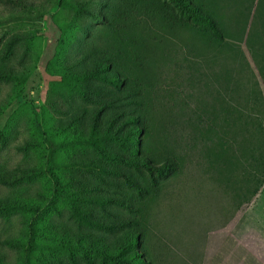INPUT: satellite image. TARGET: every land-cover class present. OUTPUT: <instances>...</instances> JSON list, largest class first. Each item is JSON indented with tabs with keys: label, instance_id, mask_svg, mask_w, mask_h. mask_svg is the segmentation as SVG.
<instances>
[{
	"label": "rangeland",
	"instance_id": "rangeland-1",
	"mask_svg": "<svg viewBox=\"0 0 264 264\" xmlns=\"http://www.w3.org/2000/svg\"><path fill=\"white\" fill-rule=\"evenodd\" d=\"M261 164L264 0H0V264L181 263L193 203H252Z\"/></svg>",
	"mask_w": 264,
	"mask_h": 264
},
{
	"label": "crops",
	"instance_id": "crops-1",
	"mask_svg": "<svg viewBox=\"0 0 264 264\" xmlns=\"http://www.w3.org/2000/svg\"><path fill=\"white\" fill-rule=\"evenodd\" d=\"M256 196L252 203H193L185 223L195 231L167 238L185 259L178 264H264V193Z\"/></svg>",
	"mask_w": 264,
	"mask_h": 264
},
{
	"label": "trees",
	"instance_id": "trees-1",
	"mask_svg": "<svg viewBox=\"0 0 264 264\" xmlns=\"http://www.w3.org/2000/svg\"><path fill=\"white\" fill-rule=\"evenodd\" d=\"M14 3L16 4L17 2L14 1ZM95 77L101 78L104 81H107V79L105 77H101L97 72L94 73ZM115 120L116 118H114V120L111 122V125L109 126L108 129L105 130V136L106 139H116L119 140L123 150H127L129 145L133 142H135V138H137V135L141 133L140 129H138L137 127L133 128L130 126L128 127V123H134L136 122L135 118L132 116H129L127 119L120 121L118 124H115ZM113 125H115V128L112 129ZM95 132V131H94ZM135 136V137H134ZM137 141V139H136ZM101 152V151H100ZM111 158L115 159L114 156H111ZM158 158H155V160L158 162L157 160ZM118 161H121L122 163L126 164V165H131L135 168L138 167H144L147 166V160L143 157L139 158L138 156L135 157V159H125L124 157H117ZM168 159H164L163 162H160V168H163L162 170H168L169 168V163H168ZM149 169L155 168L153 165L148 167ZM259 168H261V181L260 184L262 185L264 183V164L259 165ZM257 191V190H256ZM12 205L11 203H0V210H7L8 208H10ZM20 209L23 210H27L31 213H33V219L38 218L40 216V214L42 213L41 210H39L38 208L35 207H31V206H27V205H21L18 206ZM124 226L123 223L120 224H115L109 227V229L111 228H120ZM34 237H35V229L33 227V222L29 225L28 228V240H27V245H26V249H25V253L27 254L28 257L31 256V253L33 251V244H34ZM133 243L138 244V236H136L135 241L133 236L127 241V243L124 245V247L121 248V252L127 250L129 247H131V245H133ZM137 254V253H136ZM118 260V258L116 259ZM143 264V261L141 259H139V261L136 264Z\"/></svg>",
	"mask_w": 264,
	"mask_h": 264
}]
</instances>
